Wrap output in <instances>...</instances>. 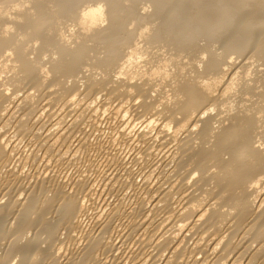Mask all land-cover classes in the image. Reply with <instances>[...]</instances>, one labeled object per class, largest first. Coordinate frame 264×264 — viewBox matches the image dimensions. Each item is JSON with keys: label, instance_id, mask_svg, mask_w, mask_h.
I'll use <instances>...</instances> for the list:
<instances>
[{"label": "bare ground", "instance_id": "bare-ground-1", "mask_svg": "<svg viewBox=\"0 0 264 264\" xmlns=\"http://www.w3.org/2000/svg\"><path fill=\"white\" fill-rule=\"evenodd\" d=\"M0 264H264V0H0Z\"/></svg>", "mask_w": 264, "mask_h": 264}]
</instances>
